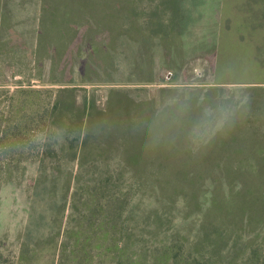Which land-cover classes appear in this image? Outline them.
<instances>
[{
    "label": "rangeland",
    "instance_id": "374dc122",
    "mask_svg": "<svg viewBox=\"0 0 264 264\" xmlns=\"http://www.w3.org/2000/svg\"><path fill=\"white\" fill-rule=\"evenodd\" d=\"M248 2L0 0V264H264V30ZM105 174L101 197L138 216L127 245L88 207Z\"/></svg>",
    "mask_w": 264,
    "mask_h": 264
},
{
    "label": "trees",
    "instance_id": "16d2710c",
    "mask_svg": "<svg viewBox=\"0 0 264 264\" xmlns=\"http://www.w3.org/2000/svg\"><path fill=\"white\" fill-rule=\"evenodd\" d=\"M250 2H248V5L251 6V10L254 12V14L256 16H253V22L254 24H256L254 27L255 28H262L264 30V0H249ZM254 18H257L259 20H254ZM249 21H247L248 23ZM245 25V23H243ZM256 58L258 59L259 63L257 64V67L254 68V75L252 78H257L260 79L259 77L264 76V44H261L260 46L257 47L256 50ZM246 72V71H244ZM247 73V72H246ZM248 74V73H247ZM42 79V77L40 78ZM253 88L257 89V90H263L264 89V85H255ZM210 89H216V88H210ZM209 91H213V90H209ZM208 96V92L205 93ZM95 108V107H92ZM91 108V111L87 112L86 115L84 116V120L85 123L87 125L91 124L94 117L92 116L93 113V109ZM3 128V127H2ZM18 132V131H17ZM19 136V134H18ZM83 141L82 143H87L89 138L91 139L92 134L91 133H86L84 132L83 134ZM106 137H103L101 141H105ZM6 140L5 137L3 139H1V144L4 146ZM109 142V140H108ZM25 145V144H23ZM13 144H6V147H3L4 149L2 151H8L10 150ZM17 150H19L18 152L23 155L24 152H26L25 146H21L20 144H17ZM6 148V149H5ZM76 145H72L71 147V151L74 150L75 151ZM23 149V150H22ZM73 157V155H72ZM90 163H94L93 161H78L79 164V168H81V170L83 169V167L87 166V164ZM100 185H91V184H87L86 187L88 189V194L90 195L89 197L91 198V202L88 204V207H90L91 212H104L105 214V221L108 222L109 225H111L112 228H120L121 229V233L123 236V242L125 243V245H127L126 240L131 238V233H129L127 231L128 227L131 226V222L135 221L134 218L138 217L136 215H134L135 212V207H130L129 205L126 208V205L123 201H126L124 199H122L121 197L117 198L116 200L111 201V197L106 195L101 197L104 194V191L102 190H109L111 191L113 189V185L117 184V183H113L111 177L107 174H105L101 180H100ZM101 197V198H100ZM118 200V202H117ZM121 201V202H120ZM111 204V206H110ZM154 214V217L151 218V215ZM135 216L133 218V216ZM158 217V215L156 214V210H153L151 213L146 214L144 216H139L138 220H141L143 223L145 222L144 220H151V222H154V220H156ZM136 222V221H135ZM138 222V221H137ZM130 223V226H129ZM145 227H143L141 229V232L143 233V240L149 245L147 247V250H144L141 253L142 257V262L145 263L147 262L150 258L151 255L153 254V251L155 250V244L157 243V241H155V237H153L155 235V229H149L147 230L150 226L149 225H145ZM159 228V226H157ZM157 228V229H158ZM127 236V237H126ZM123 244V243H122ZM191 255H189L190 257ZM172 260H170L169 262H171ZM181 261H177L174 264H198L195 262V258H193L192 260H188L186 259L185 262L180 263Z\"/></svg>",
    "mask_w": 264,
    "mask_h": 264
}]
</instances>
